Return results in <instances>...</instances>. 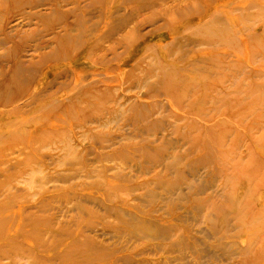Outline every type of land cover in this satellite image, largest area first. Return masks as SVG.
<instances>
[{"label":"rangeland","instance_id":"rangeland-1","mask_svg":"<svg viewBox=\"0 0 264 264\" xmlns=\"http://www.w3.org/2000/svg\"><path fill=\"white\" fill-rule=\"evenodd\" d=\"M118 1L90 18L127 13L125 27L40 64L58 24L48 32L29 6H0V130L15 133L0 142V264H264V0ZM222 7L233 19L191 35ZM150 12L184 36L145 23L115 59ZM17 58L34 74L13 84ZM96 58L103 76L89 75L85 99L59 89ZM47 84L43 107L27 101Z\"/></svg>","mask_w":264,"mask_h":264},{"label":"bare ground","instance_id":"bare-ground-1","mask_svg":"<svg viewBox=\"0 0 264 264\" xmlns=\"http://www.w3.org/2000/svg\"><path fill=\"white\" fill-rule=\"evenodd\" d=\"M46 1H47V3H44L43 0H0V6H3V5H6V6L8 5V6H12V7L29 6L32 10L27 12L24 16L29 21H33L34 19H37L39 21L45 22L47 30H48V26L53 25L55 23L58 24V27L54 28V29L52 26H50V29L51 30L53 29L51 32V39L55 42L56 45H55L54 49H52V51L49 54H47L41 58V61L38 62L39 64L43 63V62L51 63V62H55V61H59V60H68V59H71V58L78 56L79 53H82L85 51H88L89 53H91L92 52L91 47L94 46L95 42H99L101 38L104 39L107 36L110 37L113 34V32L115 33L119 29L125 27L129 21V18L131 17V15L126 13V16L123 19H120L118 22H115L112 19L113 15L111 16V14H110V16H109V15L104 14V17L99 16V18H97L95 21H92V19L90 18L91 14L89 11V9L92 6H95L97 8H98V6H100L103 8V6L107 2L110 1L111 7L113 8L115 6V4H117V2H116L117 0H46ZM137 1L141 2L143 0H119L118 3L130 4L133 2H137ZM209 1H213V0H207V2H209ZM252 1L253 0H244L243 2L242 1H240L239 3L236 2L235 5L236 6L238 5V7H242L243 4L245 3L244 5H246L247 2H249L248 4L251 5ZM255 1H260V0H254L253 3ZM227 4H228V6L225 7V10L226 11H227V9L231 10V8H233V7H231L232 5L229 6V2ZM45 5H47V11L48 12L44 13L42 10H36L42 6H45ZM204 8H206L204 5H203V7L201 5L200 9L195 8L193 10V11H195L194 14L202 13ZM145 9H147V8H145ZM145 9H144V7H140V8L132 7V10H134V11L131 14H135L136 13L135 11H139V10L142 11ZM164 10L165 9H163V11ZM193 11H191V12H193ZM164 12L168 13V11H164ZM208 17H209V20L208 19L206 20L207 22L205 25L204 24L200 25V26L196 27L195 29H192V27L190 28V30L192 29L194 31L191 33V35H195L199 30H202L205 26H207V23H209L210 21H211L210 22L211 25L218 23V22H224L226 24V22L233 19L232 15L230 13L224 12V7L215 8V10L212 11ZM158 19H159L158 14H154V13L150 12V14L146 18H143L141 20L140 25L136 24L135 27L132 29V35H131L132 39H130V36L128 34L123 35L122 38L118 42V45L121 46V50H122V52L120 53L121 55L116 56L115 55L116 51H114L115 52L114 58L115 59L117 58L120 60V59L124 58V56L126 54H130L131 52H129V51L137 43L136 41H138L140 39L142 40V38H144L146 35L149 34V33H147L146 35H143V33H142L143 32L142 31L143 24L149 23L150 25L155 26L156 22H158ZM124 22H125V24H124ZM76 27L81 28V29H79V31H80L79 35H77L75 33V31H78L76 29ZM101 27L103 28V30L107 31V33L105 35L101 36V38H99L97 34L98 33L101 34ZM188 29L189 28H187V26H186L184 31L187 32ZM225 29L229 30L227 25L225 26ZM158 31L159 32L167 31L168 32V39L171 40V42L174 41L175 43H177L178 40L184 36L183 30L176 32V31H174V29H172L170 24L168 26V23L161 25V26H155V29H152L150 32L155 34ZM48 32H50V30H48ZM86 34L89 35V36L85 37L86 39H88L87 41H85L84 40L85 38H83ZM215 35H217V34H215ZM206 40H209V38L208 39L206 38ZM213 40H215V39L210 38V40L206 41V42L207 43L210 41L213 42ZM89 41H92L94 43H93V45L89 46L87 48V50H85ZM171 42L169 41L168 53L170 52V47H171L170 45L172 44ZM98 51L101 52V49H99ZM145 51H148V48H145L144 53H145ZM201 56H202V54H201ZM141 58H143V57H141ZM138 60H140V59H138ZM138 60L135 59V61H132L130 63L131 68L135 69L137 67L136 63L138 62ZM23 63H25V62L22 61L21 59L17 58V61L15 62L14 66L10 69V73H12L10 79H13V84L16 83V81H18L19 83H23L24 81H26L27 76H29L30 74H32V75L34 74V70L32 68L26 69L24 67ZM104 63H105V60H99L98 58H96L93 61V66H95V68H90V67L86 68L83 66L82 68H79V69H76V68L72 69L71 70V73H73L72 80L68 83L61 84L59 89L62 90V89L68 88V90L73 91V94H76L75 96H79L80 99H83V98L85 99L87 96L80 95L79 91L82 89V87L91 88V85L88 86V83H86L89 79L90 74L94 75L92 81L96 78H100L103 76L99 72L102 71L100 66H101V64H104ZM104 71H106V70H104ZM179 74H180V72H179ZM56 76H57V74H56ZM127 76L130 78V74H127ZM57 78H59V75L57 76ZM132 79L133 78H131L129 81L133 82ZM135 80H136V78H135ZM92 81H90L89 84ZM144 82H145L146 86L149 87L151 90L152 85H150V83H148L147 80ZM1 83L3 84V83H5V81L0 80V84ZM6 92L7 93L0 96V104L1 105L6 104L7 96H10V92L9 91H6ZM49 92H51V88L48 89V84H47L46 87L42 88L41 90L39 89V91H37V92H34V93L30 92V93L25 94V95L27 96L26 97L28 99L27 101H32V103L35 104L36 106L39 105V106L43 107L45 104V100L55 95V94H48ZM33 107H35V106H32V108ZM21 109H22L21 107H16V108H14V111H20ZM32 110H34V109H32ZM39 110H36V112ZM7 113H9V112L6 110H0V114L5 116L4 121L6 124H8L6 121V117H7L6 114ZM13 133L14 132L12 130L10 132V130H7V128L4 130H0V142L2 140H4L5 137H7L8 135H11ZM20 134L23 135V132H20ZM2 206L4 207V205H2ZM3 207H1V209ZM242 250H244V249H242ZM249 250H247V251H249Z\"/></svg>","mask_w":264,"mask_h":264}]
</instances>
